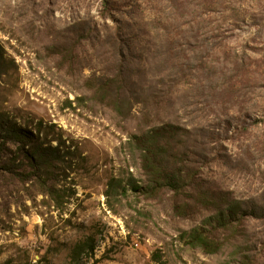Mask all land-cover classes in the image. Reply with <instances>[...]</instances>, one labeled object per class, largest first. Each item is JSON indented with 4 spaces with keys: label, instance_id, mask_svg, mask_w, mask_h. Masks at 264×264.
Returning <instances> with one entry per match:
<instances>
[{
    "label": "rangeland",
    "instance_id": "374dc122",
    "mask_svg": "<svg viewBox=\"0 0 264 264\" xmlns=\"http://www.w3.org/2000/svg\"><path fill=\"white\" fill-rule=\"evenodd\" d=\"M161 129L179 192L144 169ZM88 238L82 264H264V0H0V264Z\"/></svg>",
    "mask_w": 264,
    "mask_h": 264
},
{
    "label": "trees",
    "instance_id": "16d2710c",
    "mask_svg": "<svg viewBox=\"0 0 264 264\" xmlns=\"http://www.w3.org/2000/svg\"><path fill=\"white\" fill-rule=\"evenodd\" d=\"M12 130L15 131L14 133L17 134V137L20 140L25 139V137H23L25 136L24 133L16 132L17 130L14 128H12ZM175 130L176 129L172 128V133L175 132ZM167 134H169V132H167L166 129H161L156 132H152V134L149 133L147 136L145 141L146 147L144 149V169L160 188H170L173 191L179 192L182 188L180 183V180L182 179L181 172L168 174V167L166 166V160L164 159V156L167 153V148L170 147L169 143L162 142V140L166 138L165 135ZM35 154L38 155L37 153L33 152V155L30 156L31 161L35 162ZM235 205L236 204H231L229 207L219 210L217 216L220 218V223L227 226L226 224L230 223L232 219L237 218L238 215H242V217H245L246 215L251 217H261L257 209H251L248 211ZM193 242L195 245L201 244L202 246L206 247L216 245L214 241L210 240V238H208L206 235L199 232L194 235ZM95 250L96 241L94 239L88 238L85 241L79 242L71 253L72 263L82 264V257L84 255H94ZM156 260L160 259L156 257Z\"/></svg>",
    "mask_w": 264,
    "mask_h": 264
}]
</instances>
